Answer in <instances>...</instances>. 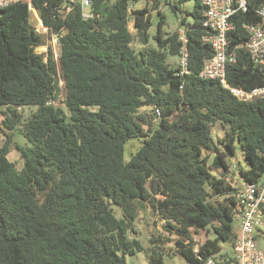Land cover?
<instances>
[{"label":"trees","instance_id":"trees-1","mask_svg":"<svg viewBox=\"0 0 264 264\" xmlns=\"http://www.w3.org/2000/svg\"><path fill=\"white\" fill-rule=\"evenodd\" d=\"M90 1L88 18L82 0L0 7V264H126L136 252L148 264L176 255L186 264H235L239 185L230 174L264 178V100H240L219 80L199 76L213 55L203 41L202 0H164L175 12L194 2L171 32L155 5L153 35L149 5ZM262 2L248 0L251 9ZM252 11L238 14L232 48L248 40L242 23L259 20ZM36 14L60 36L59 70L51 50L36 51L45 42ZM182 28L190 72L180 75ZM237 51L228 82L264 84V69L245 47ZM59 72L64 106L53 103ZM27 106L37 109L26 118ZM15 130L30 143L17 145L21 169L8 157ZM134 139L141 145L126 161ZM240 152L247 168L234 164ZM148 210L165 220L166 231L157 219L148 222L146 245L136 235ZM198 230L214 237L198 243Z\"/></svg>","mask_w":264,"mask_h":264},{"label":"built area","instance_id":"built-area-1","mask_svg":"<svg viewBox=\"0 0 264 264\" xmlns=\"http://www.w3.org/2000/svg\"><path fill=\"white\" fill-rule=\"evenodd\" d=\"M17 1L19 0H0V7ZM90 4V0H82V6L85 8L84 18L91 16L87 10ZM202 4L204 7L203 27L205 29L203 41L211 46L213 55L205 59L199 76L203 79L219 80L240 100H264V84L244 89L232 86L227 80V67L237 61V49L242 47H245L249 52L253 66L264 69V2L255 9H251L248 0H202ZM30 9L34 11L31 4ZM249 10H253L252 12L259 16V20L242 23L248 40L245 44H239L232 48L230 39L237 28L238 14L248 13ZM36 16L38 18L37 31L50 37L54 50L58 47L61 56L60 36L45 26L37 14ZM180 40L182 44L178 63L179 74L183 75L190 72L188 39L183 28L180 29ZM45 44L46 42L43 45ZM43 45L37 46L36 51L40 52L39 48ZM49 51L40 53L48 54ZM156 112V115L159 116L160 111ZM238 185L237 199L240 211L237 216L239 235L233 244L235 264H264V250L259 249L256 244L257 239L264 238V178L258 183L239 178ZM206 264H214V261L210 259Z\"/></svg>","mask_w":264,"mask_h":264},{"label":"rangeland","instance_id":"rangeland-1","mask_svg":"<svg viewBox=\"0 0 264 264\" xmlns=\"http://www.w3.org/2000/svg\"><path fill=\"white\" fill-rule=\"evenodd\" d=\"M30 1V0H27ZM173 4L177 3V0H171ZM146 5H149L150 9H151V14H152V26L150 27V33L153 35L157 32V27H158V21H159V15H158V10L155 9V5L156 7H159L158 9H160V11H162L165 14L166 17V23L164 25V29L166 31H174L177 30L179 27V23L181 22V18H183V16L185 15V12L187 10H191L194 6V2L193 1H188L186 3H184L183 5H181V9L178 10L177 12H175L170 4H165L164 0H139L136 4H135V8H143ZM182 10V12H181ZM129 28L132 32H136V29L134 27V23L133 21H131L129 23ZM45 42L46 44L41 46L39 48L40 52H47L49 50H52L54 58L58 59L60 56V50L57 47V49L53 47L52 41H50V37L45 35ZM150 43L155 44V40H151ZM135 47L137 49H140L142 47V45L138 42H136ZM57 61V65H58V70H59V60ZM177 61L179 62V59H177ZM58 83H59V89L57 91L58 94V99L53 102L55 104L64 106V99H65V88H64V81L61 77V73L59 72L58 74ZM37 108L36 107H24L22 109L25 117H29V115L35 111ZM148 111H151L150 108H147ZM157 119V118H156ZM220 133H222L220 131ZM3 137L4 136H0V142H3ZM17 145L19 146H25V145H30V143L27 141V139L17 130L14 131V135H13V144L12 147L10 148V152L8 154V157L10 160L14 161L17 164V167L19 169H21L24 166V159L21 157V152L19 150V148L17 147ZM140 141L139 140H131L130 142H128L125 146V153H124V158L126 161H129L133 155V153H135L137 151V149L140 146ZM240 162L241 165L245 168L248 167L247 162H246V158L244 157L243 153H239L238 158L235 159L234 164H236V162ZM235 168V167H234ZM231 178H233V182L238 183L239 181V176L238 174H230ZM118 214L120 215V212L118 210ZM158 220L157 222V226H159L160 229H162L163 231H166V229L164 228V222L165 220L160 219L158 217V215L154 214L152 210H148L147 214L142 215L141 220H139L137 229H138V233L136 236H138L139 238H141L143 240V242L147 245L149 244V240H148V235H149V228H151L152 226L148 225V222H152L154 220ZM238 230H239V224H238ZM199 232H196L194 234L195 240L198 243H202L206 240V238L210 237H214V233L210 232L208 233L206 230H198ZM208 234V235H207ZM173 235V239H174ZM131 237H133L131 235ZM256 244L258 246L259 249L264 250V238L263 239H257L256 240ZM222 246L223 249H229L230 248V243L228 242H222ZM165 262L166 264H186V260L180 256V255H176L174 257H166L165 258ZM126 264H148V260L146 257L145 252H136L135 254H131V255H127L126 258Z\"/></svg>","mask_w":264,"mask_h":264},{"label":"water","instance_id":"water-1","mask_svg":"<svg viewBox=\"0 0 264 264\" xmlns=\"http://www.w3.org/2000/svg\"><path fill=\"white\" fill-rule=\"evenodd\" d=\"M157 118V116H155ZM158 124H159V121H158Z\"/></svg>","mask_w":264,"mask_h":264}]
</instances>
